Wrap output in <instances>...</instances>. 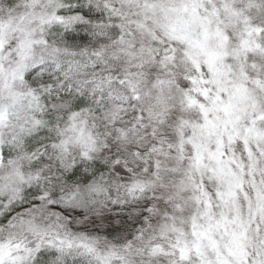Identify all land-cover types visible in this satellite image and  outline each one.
<instances>
[{"label":"snow or ice","instance_id":"6c2138e0","mask_svg":"<svg viewBox=\"0 0 264 264\" xmlns=\"http://www.w3.org/2000/svg\"><path fill=\"white\" fill-rule=\"evenodd\" d=\"M0 264H264V0H0Z\"/></svg>","mask_w":264,"mask_h":264}]
</instances>
